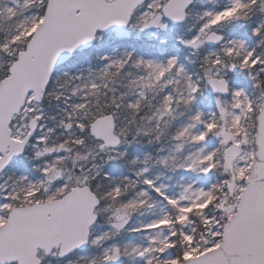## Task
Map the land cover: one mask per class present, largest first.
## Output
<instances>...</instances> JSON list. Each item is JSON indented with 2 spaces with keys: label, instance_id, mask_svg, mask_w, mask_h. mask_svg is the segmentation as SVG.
Wrapping results in <instances>:
<instances>
[{
  "label": "snow or ice",
  "instance_id": "snow-or-ice-1",
  "mask_svg": "<svg viewBox=\"0 0 264 264\" xmlns=\"http://www.w3.org/2000/svg\"><path fill=\"white\" fill-rule=\"evenodd\" d=\"M0 264H264V0H0Z\"/></svg>",
  "mask_w": 264,
  "mask_h": 264
}]
</instances>
